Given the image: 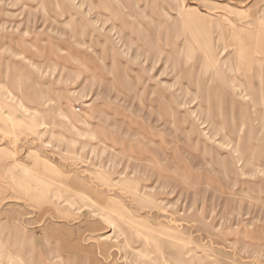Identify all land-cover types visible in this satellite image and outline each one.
<instances>
[{
    "label": "rangeland",
    "instance_id": "rangeland-1",
    "mask_svg": "<svg viewBox=\"0 0 264 264\" xmlns=\"http://www.w3.org/2000/svg\"><path fill=\"white\" fill-rule=\"evenodd\" d=\"M0 264H264V0H0Z\"/></svg>",
    "mask_w": 264,
    "mask_h": 264
}]
</instances>
